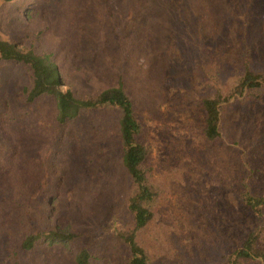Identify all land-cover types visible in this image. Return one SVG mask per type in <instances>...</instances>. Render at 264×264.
Wrapping results in <instances>:
<instances>
[{
	"label": "rangeland",
	"instance_id": "obj_1",
	"mask_svg": "<svg viewBox=\"0 0 264 264\" xmlns=\"http://www.w3.org/2000/svg\"><path fill=\"white\" fill-rule=\"evenodd\" d=\"M0 35L48 54L61 90L123 81L158 191L139 233L157 264L213 263L258 224L241 195L264 198V95L224 104L215 142L203 135L201 101L229 91L246 67L264 70V0H0ZM31 84L25 65L0 60V264H75L71 244L21 249L49 224L81 231L90 264H124L116 231L133 225L132 186L117 112L58 124L52 97L26 102Z\"/></svg>",
	"mask_w": 264,
	"mask_h": 264
},
{
	"label": "trees",
	"instance_id": "obj_2",
	"mask_svg": "<svg viewBox=\"0 0 264 264\" xmlns=\"http://www.w3.org/2000/svg\"><path fill=\"white\" fill-rule=\"evenodd\" d=\"M0 60L25 65L32 80L31 86L24 88L26 102L31 103L41 95L52 97L56 104L58 124L91 111L117 112L120 160L132 186L127 201V212L133 225L126 230L117 229L116 234L127 250L124 264H157L153 255L140 244L139 233L154 217L158 191L144 168L149 153L148 146L140 138L144 126L133 110L131 97L125 90L123 81L119 79L114 86L86 95H78L71 87L61 90V73L48 54L22 48L17 42L4 39L1 35ZM263 95L264 70L246 67L225 94L217 91L213 95L203 97L201 104L204 112V137L210 142H215L221 137L224 104L231 101L250 102ZM241 202L254 214L258 224L246 232L238 248L228 250L221 246L216 260L210 264H264V249L261 245L264 235V198L245 190L241 195ZM80 237L81 231L61 229L56 224H49L42 230L27 233L20 247L29 251L38 242H45L48 246L56 243L71 244L76 249L75 264H90L91 252L86 246L80 245Z\"/></svg>",
	"mask_w": 264,
	"mask_h": 264
}]
</instances>
